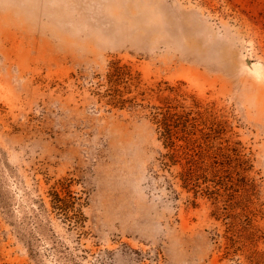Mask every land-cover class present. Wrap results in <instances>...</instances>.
Instances as JSON below:
<instances>
[{"label": "rangeland", "instance_id": "1", "mask_svg": "<svg viewBox=\"0 0 264 264\" xmlns=\"http://www.w3.org/2000/svg\"><path fill=\"white\" fill-rule=\"evenodd\" d=\"M153 106L183 115L175 163ZM255 251L264 0H0V264Z\"/></svg>", "mask_w": 264, "mask_h": 264}, {"label": "trees", "instance_id": "2", "mask_svg": "<svg viewBox=\"0 0 264 264\" xmlns=\"http://www.w3.org/2000/svg\"><path fill=\"white\" fill-rule=\"evenodd\" d=\"M152 119L157 124V129L163 138L165 145L170 147L172 151L167 154L171 162H177V143L178 139L176 135V129L179 125V120L183 119V115L173 110L171 106H153ZM182 178L185 182L189 181L193 175V168L189 167L187 170L182 172ZM252 264H263L264 263V252L255 251L249 255Z\"/></svg>", "mask_w": 264, "mask_h": 264}, {"label": "bare ground", "instance_id": "3", "mask_svg": "<svg viewBox=\"0 0 264 264\" xmlns=\"http://www.w3.org/2000/svg\"><path fill=\"white\" fill-rule=\"evenodd\" d=\"M249 66L253 68V67H254V64H251V65H249Z\"/></svg>", "mask_w": 264, "mask_h": 264}]
</instances>
